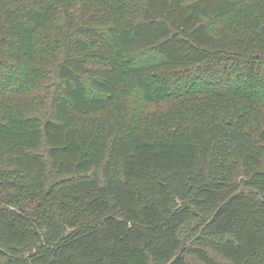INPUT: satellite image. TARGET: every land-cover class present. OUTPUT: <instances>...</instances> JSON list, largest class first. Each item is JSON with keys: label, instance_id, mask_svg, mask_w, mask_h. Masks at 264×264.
Listing matches in <instances>:
<instances>
[{"label": "trees", "instance_id": "1", "mask_svg": "<svg viewBox=\"0 0 264 264\" xmlns=\"http://www.w3.org/2000/svg\"><path fill=\"white\" fill-rule=\"evenodd\" d=\"M0 264H264V0H0Z\"/></svg>", "mask_w": 264, "mask_h": 264}]
</instances>
